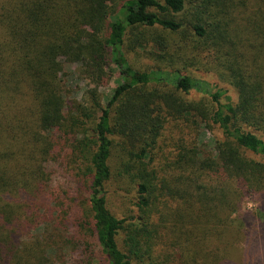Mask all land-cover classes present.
I'll use <instances>...</instances> for the list:
<instances>
[{
	"label": "trees",
	"instance_id": "16d2710c",
	"mask_svg": "<svg viewBox=\"0 0 264 264\" xmlns=\"http://www.w3.org/2000/svg\"><path fill=\"white\" fill-rule=\"evenodd\" d=\"M0 264H264V0H0Z\"/></svg>",
	"mask_w": 264,
	"mask_h": 264
},
{
	"label": "rangeland",
	"instance_id": "374dc122",
	"mask_svg": "<svg viewBox=\"0 0 264 264\" xmlns=\"http://www.w3.org/2000/svg\"><path fill=\"white\" fill-rule=\"evenodd\" d=\"M129 57L130 59H133V56L130 55ZM146 66H152V63L148 62L145 59H137V62H135V67L137 68L146 67ZM197 74L199 73H192L193 76L200 77V75L198 76ZM115 80H113L109 84L110 86L108 87V89L103 90L102 92L106 93L108 90L113 88ZM64 85L71 98L72 97L78 98L84 87L83 83L78 81L76 77H69V76L67 78H64ZM257 137L262 138V136L260 135H258ZM220 140H222V137L216 127L210 126V128H208L204 123L191 120L188 123H169L162 134L160 147L164 153L168 154L172 151L173 147H175L176 144L181 141L186 145H191V144L197 145L200 150L204 152H208V150L211 147H213L214 142H218ZM62 173L64 175L66 174L65 172ZM67 176L68 175L66 174L65 176L66 179ZM64 179H59V181L61 180L65 181ZM113 201H114L113 203L115 204L114 207L118 208V204H117L118 202L115 200V198H113ZM244 207L246 211H252L254 209L252 200L247 198Z\"/></svg>",
	"mask_w": 264,
	"mask_h": 264
}]
</instances>
